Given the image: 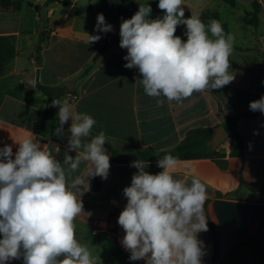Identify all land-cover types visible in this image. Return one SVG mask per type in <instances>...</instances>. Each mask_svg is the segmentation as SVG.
I'll use <instances>...</instances> for the list:
<instances>
[{"label":"crops","instance_id":"1","mask_svg":"<svg viewBox=\"0 0 264 264\" xmlns=\"http://www.w3.org/2000/svg\"><path fill=\"white\" fill-rule=\"evenodd\" d=\"M76 1L65 0V15L76 7ZM103 1L111 4L109 15H118L121 23L124 15L121 7L113 6L116 0ZM44 2L22 1L19 8L0 5V148L8 144L15 153L18 143L14 141L34 137L63 162L70 131L64 125L58 136L55 130L59 123L51 131L47 124L37 125L47 103L38 83L58 88L62 93L60 101L66 100L73 114L93 116L96 124L91 132L97 135L103 130L106 144L121 153L131 151L134 146L150 147L155 153L169 150L190 131L201 127H212L213 134L215 127L222 126L228 134L225 116L246 110L251 101L264 96V0H236L235 5L222 0H183L185 18L191 12L217 11L228 26V33L235 36L230 56V70L235 79L219 89L194 92L181 102L161 97L162 106H157V98L144 92L138 69L124 67L127 49L120 47L119 22L112 25V31L100 32L101 39L97 42L87 44L89 35L97 33L86 31L73 20L66 21L65 15L50 23L49 18L55 17L59 4L64 3L52 2L43 7ZM156 2L149 3L152 9L149 19L164 15ZM254 2L258 6L257 21L251 24ZM43 17L45 21L40 28L37 22ZM185 31L186 26L180 24L175 35L186 40ZM107 39L110 44L105 46ZM39 42L44 45L37 61L35 46ZM67 80L73 83L72 90L64 85ZM58 111L59 105L55 107V116ZM236 130L243 141L241 148L236 149L231 143L228 148L219 145L212 150L209 144L208 155L177 158V178L190 183L195 174L207 184L203 213L208 220L211 250L206 264H210L215 251L209 224L210 201L222 198L264 205V113L239 118ZM107 152L111 166L101 188L92 189L91 177L81 188L85 212L75 220V233L93 255L100 256L102 264H127L119 262L109 249V244L116 243L110 216L116 205L127 202L123 189L131 184L138 169L131 166L133 161H113L108 149ZM144 162L148 164L146 171L152 174L162 171L157 166L158 159ZM89 167L90 163H82L73 177L84 175ZM7 264H23V260H11ZM223 264H264V213L248 238L231 247Z\"/></svg>","mask_w":264,"mask_h":264},{"label":"clouds","instance_id":"2","mask_svg":"<svg viewBox=\"0 0 264 264\" xmlns=\"http://www.w3.org/2000/svg\"><path fill=\"white\" fill-rule=\"evenodd\" d=\"M183 5V0H159L163 17L149 19L151 5L139 3L131 18L120 24V47L127 49L124 67L138 69L144 92L157 98V106L164 103L161 97L181 102L194 92L219 89L235 79L230 70L235 36L217 19L206 24L192 12L185 18ZM180 24L186 26V40L175 35ZM95 27L97 34L89 35L87 44L101 39L99 32L113 30L102 13ZM52 105H59L56 135L72 119L63 162L34 137L14 141L15 153L11 145L0 148V264L19 259L23 264H102L100 256L77 239L75 220L85 212V180L108 177L107 136L103 130L91 136L94 117L73 114L66 100L54 99ZM249 108L264 113V96L251 101ZM82 163L91 167L73 177ZM178 163L167 154L157 162L162 171L152 174L144 161L132 162L138 171L123 189L127 203L117 221L130 260L203 264L204 242L198 233L208 230L203 213L207 184L195 174L190 183L177 178Z\"/></svg>","mask_w":264,"mask_h":264},{"label":"trees","instance_id":"3","mask_svg":"<svg viewBox=\"0 0 264 264\" xmlns=\"http://www.w3.org/2000/svg\"><path fill=\"white\" fill-rule=\"evenodd\" d=\"M24 0H0V5L2 7H10L12 8H19L21 2ZM225 3H228L229 5H235L236 0H222ZM52 2H59V3H66L65 0H45L43 3V7L47 6L48 4ZM253 7L255 10L251 12V16L249 18V22L251 24H256L257 17L255 15V11L258 8L257 3H253ZM138 10V7H133L130 12L125 15L124 19H128L127 16H132L136 11ZM200 18L202 21H204L206 24L211 19H217L221 22L224 30L226 33H228V26L221 20V16L217 11H212L210 9H206L200 13ZM43 42V41H42ZM39 42L35 46V59L37 61H40V51L43 47L44 43ZM98 57V53L94 56V59ZM37 86L43 93L47 96V103L44 110V114L42 119L37 123V125H49L50 131L54 128V126L59 123V120L57 116H55V107L52 105V100L57 99L60 100L62 93L58 88L44 85L41 83H38ZM65 88V86H63ZM260 111H252L250 108H247L246 110H243L236 114H228L225 116V126L228 130L229 136L232 138V144L235 146L236 149L241 148L243 141L240 136V134L236 130V123L241 117H247L251 118L257 115ZM45 133H47L45 131ZM212 134V127H201L196 128L192 131H190L184 139L175 147L169 150H163L158 153L153 152V150L150 147H141L138 148L137 146H134V148L125 153L119 152L116 148L112 147L109 144H105L106 148L110 151L111 159L113 161H146V160H155V159H162L165 155L171 154L176 158H182V157H188V156H197V155H208L211 153L210 151V145L208 143V140L210 139ZM93 132H91V136H95ZM106 179H102L99 176L91 177L90 183L91 187L94 190L100 189L103 183ZM209 224L211 227L212 233L216 236L213 222L209 220ZM109 249L117 255L119 258L126 261L128 264H140L137 262V260L133 261L129 259L130 254H128L126 251L121 249L117 243L109 244ZM231 250V249H230ZM214 260L216 257L214 256ZM216 261V260H215Z\"/></svg>","mask_w":264,"mask_h":264},{"label":"water","instance_id":"4","mask_svg":"<svg viewBox=\"0 0 264 264\" xmlns=\"http://www.w3.org/2000/svg\"><path fill=\"white\" fill-rule=\"evenodd\" d=\"M37 6L35 5V7ZM109 44L110 42H106L104 45L108 46ZM64 85L69 90L73 89V83L69 80L65 81ZM71 123L72 119L69 118L65 127L69 129ZM227 137L228 134L222 126L215 127L209 140L212 150H215ZM263 213L264 205L260 203L222 198H213L210 201L209 215L214 223L218 241L216 264H223L231 247L248 238Z\"/></svg>","mask_w":264,"mask_h":264},{"label":"rangeland","instance_id":"5","mask_svg":"<svg viewBox=\"0 0 264 264\" xmlns=\"http://www.w3.org/2000/svg\"><path fill=\"white\" fill-rule=\"evenodd\" d=\"M32 1L33 0H24V3L25 4L31 3ZM67 1L72 2L73 0H67ZM153 1L154 0H122V1L116 0L113 6L119 7V8L121 7L122 8L121 14L124 15L125 17V15H127L130 12V9L133 8L135 5H139V3L149 4ZM155 1H157L156 3H159L158 0H155ZM75 5L76 7L72 11L67 13V15H65L66 10H67L66 5L59 4L60 10L55 17L49 18L50 23H53L54 21L61 19L65 15L66 21L73 20L75 21L76 24H78L80 27H82L86 31L97 33V29L95 26L97 23V15L100 14L99 10H102V14L105 17V22L107 24L113 25L114 23H118V22L120 23L118 15H115L114 17H111L109 15V13L112 10V6L110 3H104L103 0H77ZM127 17L131 18V16H127ZM44 21H45V17H43V19L38 20L37 24L40 28L42 27V24L44 23ZM109 40L110 39H107L106 42H109ZM112 227L114 231V226ZM198 238L204 242L205 255L202 257V260H203V264H206L208 263L209 256H210V250H211L210 235H209L208 230L205 232L198 233ZM213 238L215 241V251L210 261V264H216V261H215L216 259L214 260L213 258L214 256L216 257L217 252H218L217 238L215 235L213 236ZM117 260H119V262H121L122 260L123 262L127 263L126 261L119 258L118 256H117Z\"/></svg>","mask_w":264,"mask_h":264},{"label":"built area","instance_id":"6","mask_svg":"<svg viewBox=\"0 0 264 264\" xmlns=\"http://www.w3.org/2000/svg\"><path fill=\"white\" fill-rule=\"evenodd\" d=\"M232 140L230 137H227L221 144L220 146L224 147V148H228L229 146H231ZM127 202L118 204L115 206V208L113 209V213H111L110 216V222L112 224V226H114V237H115V241L117 243V245L123 249L124 251H126L124 249V247L122 246V238L125 235L123 228L118 224V216L120 214V212L123 210V208L125 207ZM128 254H130L128 251H126ZM139 263L141 264H145V261L143 259L141 260H137Z\"/></svg>","mask_w":264,"mask_h":264}]
</instances>
